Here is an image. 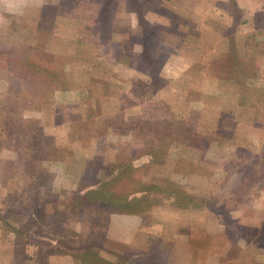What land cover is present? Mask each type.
<instances>
[{"label":"rangeland","instance_id":"obj_1","mask_svg":"<svg viewBox=\"0 0 264 264\" xmlns=\"http://www.w3.org/2000/svg\"><path fill=\"white\" fill-rule=\"evenodd\" d=\"M219 1L222 8L213 0L155 4V10L147 15L155 22L150 29L152 57L143 62L134 39L127 41L134 44L131 50L122 48L119 37L103 34L94 24L102 0H0V47L4 41H12V45L21 42L27 54L24 69L0 59V218L11 215L5 222L16 227L26 220L34 201L29 171L39 186L38 205L42 204L44 186L49 184L55 198L47 197L46 201L61 215L58 222L46 218L45 224L31 226L25 236L14 234L0 222V264H83L72 258L80 248L96 253L88 264H125L124 259H129V264H137V259L145 264H216L214 251L219 254L217 264H264V240L258 238L264 233V211L256 212L264 206L262 186L258 182L250 188L243 183L249 174L264 175V151L256 147L259 142L251 146L250 153L241 150L247 146L244 138L248 130L247 121L241 124L243 113L236 114L237 122L231 128L220 127L216 124L219 118L211 114L204 120L207 107L219 108L220 99L226 101L232 90L241 89L217 85L218 81L193 67L186 76L179 74L185 67L182 58L190 57L187 38L200 30L204 34L202 28L206 27L204 22L201 26L191 19V14L218 17L207 31L231 32L222 26L226 4ZM238 3L246 9L244 0ZM43 4H54L56 14L44 30L46 34L40 32L42 20L37 17ZM251 8L248 4V12ZM115 14L114 18L118 17ZM205 37L199 45L206 49L205 42L215 38L209 34ZM180 48L182 53L176 54ZM121 53L128 57L125 62L120 60ZM217 63L223 69L208 68V72L233 78L225 67L228 63ZM31 64L58 77L52 88L55 90L26 75ZM200 92L213 96H207L210 105L200 107L205 113L198 130L211 132L214 138L208 146L200 142L202 150L183 147L175 138L150 139L151 148L162 158L143 155L126 162L127 154L142 146L143 138L137 136L132 141L134 136L125 125L106 130L101 124L95 125L93 117L82 118L87 108L96 116L112 115L118 105L130 115L193 125L197 124L195 104L190 111L180 106L184 95L192 101ZM233 111H239L235 104ZM127 115L117 122L125 123ZM224 128L231 134L227 130L220 134ZM216 161H220L217 167L213 165ZM199 173L207 178L215 174L214 179ZM112 174L123 176L111 181ZM171 180L188 184L185 192L207 198V203L200 210L182 211L153 203L140 214L110 215L94 203L83 205L75 199L101 183L105 192L118 196ZM256 216V229L244 225L247 218ZM252 236L256 238L248 241Z\"/></svg>","mask_w":264,"mask_h":264},{"label":"trees","instance_id":"obj_2","mask_svg":"<svg viewBox=\"0 0 264 264\" xmlns=\"http://www.w3.org/2000/svg\"><path fill=\"white\" fill-rule=\"evenodd\" d=\"M165 0H117L114 3L113 7V0H102L98 12L96 14V19L94 24H96L99 29L103 32V34L109 33L110 35H116L121 39V47L124 46L130 47L132 49V45L134 44H127L128 38L134 39V43L138 44L139 49L137 50L138 58L143 61L147 62V59L152 57V51L149 47L150 42V29L155 22H152L151 19L147 16L148 13H151L155 10V4H159L160 2ZM200 0H196V3ZM262 1L264 6V0ZM228 3V11L225 12L229 13L230 16L236 21H234L237 25L242 26L244 21H239L242 17V11L240 8L237 7V3L235 0H227ZM84 5V4H83ZM51 7L52 9H48ZM114 8L118 17L114 18L115 11L113 10V14L111 10ZM115 14V15H116ZM55 9L54 4H43L38 8L37 17L39 20H42L41 23V31L46 34L48 27L53 22L55 18ZM217 20H213L212 18H206L204 20L205 24H211L212 22H216ZM113 23V25L111 23ZM117 26H115V25ZM213 24V23H212ZM46 29V31H44ZM231 32H227L226 35H230ZM187 47H193L196 39L193 36L187 38ZM14 43V42H13ZM199 43L196 42V45ZM195 45V46H196ZM227 53L223 55H219V60H224L230 66V70L232 73L233 78L230 80H222L218 81L220 84H226L233 87L238 86L239 77L238 71L244 69L248 74H253L258 72V65L259 61L264 63V39L258 36L256 30H252L251 32L245 33L243 36H238L237 39L228 40L227 42ZM24 52L23 43L18 42V44H13L12 41L5 42L0 47V59L2 61H6V63L12 65V67L16 66L19 69H24L27 60V54ZM72 51L69 52V54ZM69 58H71L69 56ZM128 57L126 54L121 53L120 60L126 61ZM70 60V59H69ZM122 65V64H121ZM31 68L25 70L26 75H32L33 78L39 80L40 85L44 88H50L51 91L55 90L54 81L57 83L58 77L55 76L53 73L48 71L39 70L38 67L30 65ZM39 78V79H38ZM223 104V103H222ZM131 106V105H130ZM128 106V107H130ZM235 106L239 109H244V103L238 102ZM226 108V107H225ZM224 108V109H225ZM234 106H229L228 109H233ZM88 112L85 113L83 110L82 118L93 117L95 125L101 124L107 130L108 127L112 129L121 128L125 125L130 131V136H134L132 141L137 139V136H141L143 139L141 140V144L137 147L133 148L132 154H127L126 162L141 157L143 155L148 156L149 158H162V155H158L152 148L150 143V139H158V138H169L177 141V144L186 147V148H198L202 150L203 146L200 142L205 143L207 145L210 141L214 138L211 137V132H200L196 124L186 123L184 121H175L169 119L163 120H156L151 118H144V116L140 114L130 115L129 113H125L120 106L117 105V113H113L112 115L103 114L101 116H96L94 110L91 108H87ZM127 112V111H126ZM244 113V112H243ZM127 115L125 118V123L122 121L117 122V119L122 118L120 116ZM220 127H229L231 128L234 123L226 119H218L217 123ZM124 128V127H123ZM140 134V135H138ZM131 141V142H132ZM67 144L65 143L64 148H66ZM128 153V152H127ZM131 157V158H130ZM125 164V163H124ZM121 165V164H119ZM31 169V166L28 165ZM126 167V166H125ZM121 168V167H120ZM123 170H126L124 168ZM124 172V171H123ZM29 176L27 179L32 182L33 189H32V196L34 201L28 210L30 213L28 214L25 221H23L19 226H11L8 223V219L11 215H3L0 218V222H2L4 227H7L10 231H13L14 234L20 235H27V229L31 226L36 224H45L47 219L50 218L55 221H60V216L58 212L53 211L46 201L47 197L55 198V193L50 190V186H44V191L41 192V201L42 204L38 205V198L39 195V186L37 185L36 179L33 177V171H29ZM124 174V173H123ZM123 174L113 175L111 177V181H116L119 179ZM32 177V178H31ZM100 186L97 189H88L83 192L81 195H76L75 199H78L83 205H89L94 203V205H98L106 210L107 214L110 215H134L140 214L141 211L145 210L146 207L152 206L153 203L159 205H167L172 209L182 211L184 209H197L200 210L203 208L204 204L207 203V198H203L197 195H193V192H185L186 188H190L187 184H180L177 182H173L172 180L169 181L167 184L163 185H149L144 186L140 190H136L134 188L130 193L122 194V195H115L113 193H107L104 190L103 184H99ZM185 189V190H184ZM134 191H140V193H135ZM148 198H152L149 201ZM49 206L50 208L48 209ZM30 208V209H29ZM47 208V211L44 210ZM8 210V209H7ZM25 210V208L23 209ZM9 213H12V210H8ZM27 212V210H25ZM47 218V219H46ZM6 221V222H5ZM60 244H64V241H59ZM66 246V245H65ZM66 249L68 247H65ZM118 259H121V256H117ZM96 253L91 248H80L77 252H73L72 258L77 261L80 259L83 264H88L90 259L96 258ZM137 264H145V262L140 261ZM99 261H101L99 259ZM123 263L129 264V259H124ZM110 264V263H107Z\"/></svg>","mask_w":264,"mask_h":264},{"label":"crops","instance_id":"obj_3","mask_svg":"<svg viewBox=\"0 0 264 264\" xmlns=\"http://www.w3.org/2000/svg\"><path fill=\"white\" fill-rule=\"evenodd\" d=\"M167 1L172 2V0H165L163 2H167ZM213 1L215 3H218L217 6L219 8L223 7V4L221 3V1L219 0H213ZM224 2L226 4V8H224V10L228 11L229 9H228L227 0H224ZM235 2L237 3V7L240 8L242 11V17L240 18L239 21H244V24H242V26L237 25L236 23L238 22L235 23L234 21L236 20H234L232 16H230V14L225 12L224 10H223V13L225 14V19H224L225 21L222 22V26L225 27L227 31L229 30V28L233 30V32L229 36L226 35L225 30H222L221 32H219L211 28V30L207 31L206 27H208L209 24H205L206 27L205 29L202 28V31L204 32L205 35L209 34L210 38L211 37L215 38V41H212V40H208V42L206 41L205 43H208V46L205 49L201 47V45H199L202 43L201 41L204 42V39L206 38L205 35L201 32V30H200V33L193 35V37L196 39L195 44L193 47H190V49H188L187 51L190 54V57L188 59L182 58L183 61L185 62V67L182 66L181 72L179 73L180 75L186 76L185 74L187 73V71L191 70L193 67L194 69L201 71L199 73L203 72L205 73L204 75L206 77H209L216 81H220V79L230 80L229 75H226L223 78H221V77H218V75L213 72H208V68L213 69V68L218 67V69H223V67L218 65L217 63L219 60L218 56L227 53L226 46H227L228 40L237 39L238 36H243L245 35V33L247 32L249 33L252 30H256L258 36L264 39V6H263L262 1L244 0L246 9L245 7L244 8L241 7V4L238 3V0H235ZM248 4L249 6L252 7L250 12H248V9H247ZM168 10L170 12H174L171 8H169ZM217 15L219 14L217 13ZM191 17H192L191 19L200 23L201 26L203 25L202 22H204V20L207 17L212 18L213 20L218 19V17H212L208 15L196 17V16H192L191 14ZM239 27L240 29H237ZM186 37H187L186 34L185 35L183 34L184 40ZM196 42H198L199 44L196 45ZM182 50L183 49L180 48L176 54H179V53L181 54ZM257 65H258V72L253 73V74H248L244 69L240 70L242 72L241 74H239L238 86L240 87L241 91H239V89L238 90L234 89L232 90L231 92L232 95L229 97L228 100L226 99V101H224L220 99V102H222L223 104L219 105V108L218 107L217 108L207 107L206 109L209 108L208 112L210 113L206 112L205 114L206 117L204 118V120L206 121L209 118L207 117L208 114H211L210 116L213 118L226 119V120L231 121L232 123L233 122L235 123L237 122V121H234L235 118L238 119V116L236 114H238L239 112L242 114L245 110H247V112L245 111V113H243L244 120L241 122L242 125L244 121H247L246 124H248V125H245L246 126L245 128L248 130H245L246 136L244 138L245 145L247 146H242L243 148L241 147V150H243L246 153L249 151H252L253 148L251 146L253 147L256 146L258 142H259L257 144L258 146L256 147L259 148V150L264 151V63H262V61H259ZM225 67L227 69H231L229 65ZM184 76H180V77H184ZM186 78L189 79L190 77L188 76ZM216 84L220 85V83L218 82ZM207 96L209 97L210 94H207L205 92H200L196 99H193L192 101H190L188 98V95L186 96L184 95V99H183L184 104L180 106L181 108L184 107L186 110L190 111L191 104L192 103L195 104L194 107H195V115H196V120H197L196 121L197 129L199 128L198 122L199 124L203 122V120H201L200 118L205 113V110H203V108H200V107L206 106L209 100ZM210 97H213V96H210ZM185 98H188V99L186 100ZM238 102L244 103V109L239 108V111H237V113L234 112L233 109L231 110L224 109L225 106L227 107L234 106V104H237ZM210 104L211 103H208L207 106ZM241 109L244 111L242 112ZM227 129L229 128H224L221 131H219V133L223 135ZM227 131L231 134V130H227ZM210 142L208 144H210ZM218 162L220 161L214 162L213 165L216 167L219 166ZM199 175L202 177H206V174L204 173H199ZM214 175L215 174L213 175L209 174L208 175L209 179L207 177L206 179L212 180L214 179L213 178ZM258 182L262 186L260 192L261 194H264V175L262 176L261 174H257V175L249 174V176L245 177L243 181L244 186L250 187V188L254 187ZM260 207L256 211L258 212V214L260 213V211H264V206H260ZM257 219H258V216L249 217L245 220L244 225L248 226L249 228L256 229L257 224H258ZM255 238L256 237L252 236L249 238L248 241H253ZM258 238H261V240H264V233L262 232V234L259 235ZM244 251L245 249L243 250V253ZM214 254H215L214 257H215L216 264H217L219 254L218 252L215 253V251H214Z\"/></svg>","mask_w":264,"mask_h":264}]
</instances>
